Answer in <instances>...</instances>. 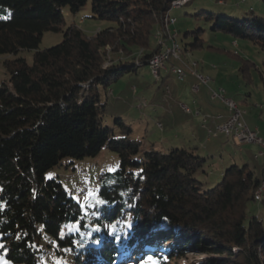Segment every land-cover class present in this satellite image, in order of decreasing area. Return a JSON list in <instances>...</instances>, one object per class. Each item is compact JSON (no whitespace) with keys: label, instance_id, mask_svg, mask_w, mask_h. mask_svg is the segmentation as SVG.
Here are the masks:
<instances>
[{"label":"trees","instance_id":"1","mask_svg":"<svg viewBox=\"0 0 264 264\" xmlns=\"http://www.w3.org/2000/svg\"><path fill=\"white\" fill-rule=\"evenodd\" d=\"M173 1L91 0L92 16L114 25L88 35L75 24L63 30L62 13H76L87 0H0V56L33 51L30 63L6 58L8 78L0 83V237L10 264H138L148 257L177 264L187 252L206 254L197 264H264L263 219L247 212L261 179L247 164L231 162L206 186L198 174L207 178L211 156L197 145L143 149L123 118L103 122L97 85L106 89L124 72L149 67ZM216 7L191 13L207 26L182 33L193 36L177 41L182 53L214 48L203 38L207 30L264 52V15ZM46 31H62L63 39L39 49ZM238 72L245 84L254 83L253 72L264 80V68L248 58ZM104 147L117 153L118 166L82 202L45 176L64 158Z\"/></svg>","mask_w":264,"mask_h":264},{"label":"rangeland","instance_id":"2","mask_svg":"<svg viewBox=\"0 0 264 264\" xmlns=\"http://www.w3.org/2000/svg\"><path fill=\"white\" fill-rule=\"evenodd\" d=\"M219 2L224 6H233L237 11L249 13V8H252L255 14L264 15L262 0H189L185 6L175 7L170 12L171 17L177 19L173 26L179 33L177 40L181 45L193 40L190 33L186 37H182L183 32L199 26H207L202 19H195L200 15L192 16L191 13L201 8L217 9L216 3ZM62 13L65 16L63 30L70 24H75L88 35H92L99 29L114 25V22L110 20H100L92 16L91 0H87L76 13H71L67 7L62 8ZM203 34L207 44L213 45L214 48L184 51L181 55L182 61L188 65V68H185L186 75L183 79H179L176 74L171 72L169 76H165L161 80L159 78L158 81L153 78L149 67L144 66L137 72H124L116 79H111L106 89L102 84H98L97 89L101 102L105 103L104 124L112 126L115 117L123 118L126 123H130L132 126L130 136L142 141L141 148H148V145L153 143L154 148L165 151L167 146L192 144L197 145L199 154L208 157L212 155L210 161L204 166L207 178L204 173L198 174L206 186H212L220 179L221 171L231 163V160L239 162L241 158H244L237 149L243 148L241 146L243 143L234 139L237 147L231 144L226 146L225 150H219L215 145V140L206 141V130L200 127V120L203 119L202 114L211 116L217 112H225L227 108L224 104H220L219 98L216 101L211 100L208 111H203V113L199 111L198 116L201 117L198 118L192 99L196 95H201L203 87L200 83L199 92L195 95L192 93L191 85L198 84V82L192 78V75L190 76V68L201 71V65H205L206 71L212 70L213 75L212 73L207 74L213 78V82L210 84L212 90L223 88L226 95L235 101L237 107L243 112L247 124L252 127L257 125V117L264 121V80L260 78L258 72H253L254 83L245 84L246 81L238 74V66L241 59L248 58L257 63L259 70L263 69L264 52L258 46L256 47L245 40L239 39L238 42H235L232 36L222 32L213 33L207 30ZM159 38L157 37L158 40ZM62 39V31H46L42 35L39 49L51 47ZM150 42L151 47L156 45L154 37H151ZM32 52L31 50H21L15 55H1L0 83L8 78L4 64L6 58L23 57L30 63ZM175 63L181 64L178 61ZM192 63L196 66H192ZM162 72L163 70L161 76H163ZM142 100H145L143 106L140 104ZM182 103L188 106V111L191 108V111L186 112L183 107L181 108ZM259 124L262 125L261 130L264 133V125ZM217 139L219 142L223 141L224 145L227 144L222 135ZM206 145L213 146L210 152L205 148ZM244 148H248V146L244 145ZM246 156H249L248 153ZM118 163L117 153L104 147L95 156L80 160L64 158L59 165L47 170L45 176L57 177L67 192L82 202L94 194L99 185L101 174L115 170ZM256 164L255 170L259 176H262L264 160H259ZM89 185L91 188H88ZM247 212L248 216H259L263 219L264 224V191L262 199L251 202ZM99 238L102 239L104 236ZM42 242L46 243L47 239L44 238ZM100 243L98 241L95 245ZM206 257V254L203 253L187 252L183 257L177 258V264H197ZM144 262L138 264H144Z\"/></svg>","mask_w":264,"mask_h":264},{"label":"built area","instance_id":"3","mask_svg":"<svg viewBox=\"0 0 264 264\" xmlns=\"http://www.w3.org/2000/svg\"><path fill=\"white\" fill-rule=\"evenodd\" d=\"M189 0H180L177 4H187ZM173 6H169V9L165 13L163 18H170L172 20V26L176 23L177 19L171 17V9ZM172 29H162L160 38L158 41L159 50L154 53L153 57L149 59V69L154 75V79L158 80L161 76V71L164 69H170V71L176 74L177 77L183 78L186 75L185 68L188 65L184 64L181 59L178 58V46H175L173 41ZM178 61L181 64L178 65L175 62ZM198 82L192 87V90L196 92L199 88V84L209 86L213 79L199 78L197 74L190 73ZM213 96L218 97L225 104L229 110L228 117L220 123H216L214 128L207 127V138L214 137L216 135H223L226 138L236 139L240 143H252L259 147L258 155H264V137L260 136L255 129H252L245 122L241 114H236L232 108V99L224 95V89L219 88L217 91H213ZM142 106L145 105V100L140 103ZM139 104V107H141ZM184 110L188 112V106H183ZM199 110H197V115ZM214 118V116H213ZM206 119H203L205 121ZM160 125V124H159ZM264 191V178L260 180L256 192L258 193L259 200L262 199V193Z\"/></svg>","mask_w":264,"mask_h":264},{"label":"crops","instance_id":"4","mask_svg":"<svg viewBox=\"0 0 264 264\" xmlns=\"http://www.w3.org/2000/svg\"><path fill=\"white\" fill-rule=\"evenodd\" d=\"M201 71H202V73H205L206 75L207 74H211L212 73V70H205L206 69V66L205 65H201ZM200 71V72H201ZM163 74V76H162V79L165 77V76H169V74L171 73V71H170V69H164L163 70V72H162ZM212 75H213V73H212ZM191 76V75H190ZM161 78V77H160ZM192 78L194 79V80H196L193 76H192ZM211 79H213V78H211ZM197 81V80H196ZM213 81H211L210 82V84L212 83ZM196 83H194V84H192L191 85V91H192V93L195 95L196 93H198L199 92V88H198V90L196 91V92H194L193 90H192V87L195 85ZM210 84H209V86H205V85H203V84H201L202 85V87H203V89H202V92H200V94L201 95H199V96H197L196 95V97H193V99H192V103H193V106H194V110L196 109V111L197 110H199L201 113H203V111L204 112H207L208 111V109H209V103H210V101L211 100H213V101H216V99L218 98V97H215V96H213V93H211V92H213V88H212V86L210 87ZM199 87H200V84H199ZM169 88V87H168ZM209 95H210V97H209ZM220 99V98H219ZM221 100V99H220ZM222 101H220V104H224L223 102L221 103ZM182 105H184L183 103H182ZM224 106H225V104H224ZM226 107V106H225ZM181 108H182V106H181ZM191 111V108H189V111L188 112H190ZM187 112V111H186ZM203 116V119H206L205 121H203V119H201L200 120V127H202V129H207V127H209V128H214V126H215V124L216 123H220V122H222L223 120H225L227 117H228V115H229V111H228V109H227V111H225V112H217L215 115H208V116H206L207 114H202ZM198 116V115H197ZM205 116V117H204ZM213 116H214V118H213ZM199 117H201V116H198V118ZM197 118V117H196ZM259 123H262L263 125H264V121L263 120H261L259 117H257V125H255V126H252L251 128H254V129H256L257 131H258V133H259V135H261V136H263L264 137V133L262 132V130H261V127H262V125L261 124H259ZM206 133H207V131H206ZM221 136V134L220 135H216V136H214V137H209V139L207 138L206 139V141L207 142H210L211 140H215L216 141V146L219 148V150H225L226 149V146H228V145H234V146H236L237 147V145L235 144V140L234 139H231V138H226V137H224L223 135H222V137L224 138L223 140L225 141V142H227V144H223V141H221V142H219L218 141V139L217 138H219ZM176 145V144H175ZM214 145V146H215ZM244 145L246 146H248V148H244ZM241 146H243V148L241 147V148H237L238 149V151L240 152V154H243V157L244 158H241V161H239L240 163H245V164H247V166L250 168V169H252L253 171H254V173H255V175L256 176H258L260 179H263L264 178V170H262L263 171V173H262V176H259L258 174H257V172H256V170H255V164H256V162H259V160L261 161L262 159L264 160V155H258V156H256V154H257V151H258V148H257V146H255V145H253V144H242ZM168 147H170V146H167L165 149H167ZM213 147V146H212ZM212 147H210L209 145H206V149H207V151H211V149H212ZM246 153H248V155L249 156H246ZM212 156V155H211ZM223 161V160H222ZM250 161V162H249ZM254 161V162H253ZM230 162H236V163H239V162H237L236 160H231ZM229 162V163H230ZM263 162V161H262ZM250 163H252V164H250ZM257 165V164H256ZM263 169V168H262Z\"/></svg>","mask_w":264,"mask_h":264},{"label":"bare ground","instance_id":"5","mask_svg":"<svg viewBox=\"0 0 264 264\" xmlns=\"http://www.w3.org/2000/svg\"><path fill=\"white\" fill-rule=\"evenodd\" d=\"M178 2H180V0H174L172 3H171V6H173V8L175 7H181L183 6L184 4H177ZM172 8V9H173ZM174 18V17H173ZM175 19V18H174ZM171 25H172V20L170 18H165L164 19V28L163 29H169V26L171 28ZM161 33V31H160ZM160 33H158V36L157 37H160ZM176 37H177V32L176 30L173 31V41H174V44L175 46H178V40H176ZM159 41V40H158ZM179 47V46H178ZM181 51L180 49L178 48V58L182 60V56H181ZM192 66H195L194 63H192ZM150 73L152 74V76L154 77L153 73L151 72V69H150ZM190 73H194V74H197L199 76V78H203V79H211L209 76L205 75V74H202L200 72H197L196 69H193V68H190ZM179 79H183V78H180L178 77ZM159 79V78H158ZM185 106V105H183ZM182 106V107H183ZM232 108L234 109L235 113L236 114H241L243 116V112L237 107L236 103L234 101H232ZM161 126V124H160ZM254 198L258 201L259 200V197H258V193L254 192Z\"/></svg>","mask_w":264,"mask_h":264},{"label":"snow or ice","instance_id":"6","mask_svg":"<svg viewBox=\"0 0 264 264\" xmlns=\"http://www.w3.org/2000/svg\"><path fill=\"white\" fill-rule=\"evenodd\" d=\"M100 203H102V201ZM0 250H3V252H0V264H10L9 261L4 260L2 258L7 253V249L5 248V245L2 242V237H0ZM144 264H158V262L154 261L151 257H148L147 260L144 262Z\"/></svg>","mask_w":264,"mask_h":264}]
</instances>
